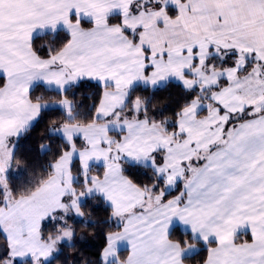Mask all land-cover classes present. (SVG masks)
Masks as SVG:
<instances>
[{
    "label": "snow or ice",
    "instance_id": "snow-or-ice-1",
    "mask_svg": "<svg viewBox=\"0 0 264 264\" xmlns=\"http://www.w3.org/2000/svg\"><path fill=\"white\" fill-rule=\"evenodd\" d=\"M90 205L99 264H264V0H0V264H57Z\"/></svg>",
    "mask_w": 264,
    "mask_h": 264
},
{
    "label": "trees",
    "instance_id": "trees-1",
    "mask_svg": "<svg viewBox=\"0 0 264 264\" xmlns=\"http://www.w3.org/2000/svg\"><path fill=\"white\" fill-rule=\"evenodd\" d=\"M43 43L44 40L39 41ZM97 91V88L94 83H91V86L81 87L79 89L80 96L79 98L83 100L85 109L93 101L86 99V93H94ZM174 97L178 98L179 89H172ZM163 95L161 94L158 99H162ZM173 106L175 101L172 102ZM57 113H49L42 120H40L32 130L23 138L20 139L17 148V161L19 162L22 169H27L25 176L33 173L34 171H42V165L46 164L52 157L55 155L59 141L56 138H49L47 133V127L49 121L53 119ZM55 141V142H54ZM45 143H50L52 145V152H42L41 145ZM92 211L93 219L99 221V224L96 228L84 227L82 223L78 226L79 236H82L83 239H80L79 236L75 240V247H69L67 244L62 245L63 255L60 256L57 264H99L100 253L104 247V232L113 230L108 225L104 223L107 219L108 212L105 210L103 205L99 207L92 208L89 206ZM3 235L0 234V243L3 242ZM126 255V253H123ZM191 264V262H189Z\"/></svg>",
    "mask_w": 264,
    "mask_h": 264
}]
</instances>
